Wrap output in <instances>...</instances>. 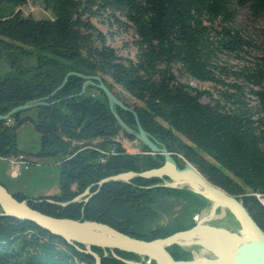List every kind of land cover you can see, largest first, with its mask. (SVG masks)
Wrapping results in <instances>:
<instances>
[{
    "label": "trees",
    "instance_id": "16d2710c",
    "mask_svg": "<svg viewBox=\"0 0 264 264\" xmlns=\"http://www.w3.org/2000/svg\"><path fill=\"white\" fill-rule=\"evenodd\" d=\"M27 1L0 0V47L7 53L24 44L47 54L40 55L35 71L0 77V115L49 96L69 72L99 75L131 108L116 106L127 124L135 127L137 115L143 129L170 152L239 196L264 231V204L257 197L264 199V42L255 44L237 26L243 11L255 21L264 18V0H42L50 18L25 15L21 7ZM93 19L133 30L136 59H125V63ZM250 48L260 54L252 66L228 69L219 63L222 54L240 55ZM24 52L29 53V48ZM106 76L138 103L130 105ZM223 77L232 81L225 82ZM184 79L212 83L217 97ZM84 80L71 75L45 104L35 108V117L24 110L10 118L11 124L0 119V155L24 152L17 132L30 121L40 134L36 156L61 160L58 194L30 197L19 192L14 194L16 199L28 200L29 206L53 217L102 222L144 240L186 229L182 224L151 228L155 207L165 195L205 203L185 189L148 188L161 182L159 178L109 182L87 202L67 206L52 202L71 201L90 186L97 191L96 184L107 176L159 166L151 155L136 156L122 148L103 162L95 149H71L74 140L109 139L123 132L100 89L102 98L87 91L78 95ZM204 95L211 102L204 103ZM168 250L176 260L190 258L177 245ZM93 251L102 264H127L110 249L93 247ZM114 252L142 261L135 253ZM0 264H96V260L32 221L0 214Z\"/></svg>",
    "mask_w": 264,
    "mask_h": 264
},
{
    "label": "water",
    "instance_id": "95a60500",
    "mask_svg": "<svg viewBox=\"0 0 264 264\" xmlns=\"http://www.w3.org/2000/svg\"><path fill=\"white\" fill-rule=\"evenodd\" d=\"M2 59L3 49L0 47V61ZM71 75H77L85 79L82 91L78 95H83L85 93L87 85H92L96 88H99L106 95L109 106L117 118L119 125L129 135L134 136L142 144L146 145L153 152L154 158H156L157 154L164 156V160L162 162L160 161L162 163L160 168L145 172L131 171L101 180L97 184L98 190L96 193L100 191L103 185L113 181H128L135 177H168L170 182H164L161 184L162 186L191 190L192 192L205 198L209 203L214 204L217 202L219 205L226 207L235 217L236 221L241 227L243 234L245 233V237L239 236L236 234V231L229 232L225 230L228 235L225 234L226 237L222 238V241L219 243L221 245H227L230 247L225 251L226 255L224 256L226 257L223 258L224 260L227 259L226 264H264V231L253 220L239 196L231 195L223 188L215 185L188 160L185 158H176L175 154L170 152L165 145L150 138L149 134L140 125L137 115L136 121L138 125V131H134L132 128L128 127L114 110V107L119 106L126 110L131 109L115 95V93L107 86L101 76L83 75L77 72H69L65 76L62 84L49 96L17 106L7 114L0 115V119L7 120L20 111L29 110L31 108L45 104L48 98L54 95L65 85ZM193 183H196L197 186H194ZM92 187L93 186L89 187L84 194L75 197L71 201L52 202L62 206H67L71 203L82 201L87 202L93 195L96 194L92 193L89 195V197L83 199V196L87 195ZM0 207L2 210L0 214L4 216H13L20 220L32 221L43 229L48 230L52 234L64 238L69 244L77 245L81 251L91 254L95 258L96 264H102V261L100 255L93 251V247L110 249L113 252L114 250H122L125 252L135 253L142 257H147L149 261H155L157 264H198L200 262L205 263L208 260L217 261V259H221V257H219L215 252L207 249V247L200 243L182 244L177 241L179 238L186 235H200L201 231H199V228L202 226L199 221L194 227L174 233L165 238L144 240L121 233L117 229L107 224L87 220L56 218L42 213L29 206L28 200L19 201L16 199L15 195L13 193L11 194L7 187L2 183H0ZM208 227L210 233L220 235L218 230L221 229V227H217L215 225H208ZM230 238H235L236 241L235 239L232 242H227L224 240H229ZM78 245H84L85 248L81 249ZM173 245H199L210 251L214 257H197L193 260H176L168 250V247ZM114 256L129 264H142L136 261L125 260L115 253ZM222 264H224V262Z\"/></svg>",
    "mask_w": 264,
    "mask_h": 264
},
{
    "label": "rangeland",
    "instance_id": "374dc122",
    "mask_svg": "<svg viewBox=\"0 0 264 264\" xmlns=\"http://www.w3.org/2000/svg\"><path fill=\"white\" fill-rule=\"evenodd\" d=\"M21 10L25 15L27 16L31 15L35 18L52 17L51 12L45 9L42 0H28L27 4L21 7ZM252 20L253 19L249 17L245 11H243L237 21V26L242 27L244 31L246 32V34L252 39V41L255 44L264 42V18H261L256 21L255 20L252 21ZM93 21L97 25V27L104 34L107 35L108 43L117 50L118 54L124 59L123 61L125 63H127L125 59H133V60L136 59L137 48L133 44V41L135 39L133 30L130 29L128 31H125L123 28L119 27L118 24L114 23V21H111L112 22L111 25L109 22L103 23L100 19H93ZM28 48H29V53H25L24 49L26 50ZM44 54H47V51L34 49L33 47H29L24 44H19L17 46V49H15L14 51L3 53V59L0 61V77L20 75L21 70H32V71L37 70V66L39 63L38 59L40 55L43 56ZM259 55L260 54L258 50H256L255 48H250L246 52L240 53V55L222 54L220 55L219 63L221 65L226 66L228 69L230 68L237 69L243 66H252L253 62L255 61V57ZM223 78L225 82L232 81L231 78H225V77ZM105 79L113 83L111 78L106 76ZM184 81L188 82L193 88H196L198 90L209 91L213 93L214 97H217V93L212 83L200 82L194 79H184ZM113 87H114L113 90L117 94H119L121 97H123L130 105H134L138 103V101L134 97H132L128 92L124 91L119 85L113 83ZM86 91L93 97H97V98L103 97L102 93L99 90H97L96 87L92 85H87L85 92ZM202 101L204 103H208V102H211V98L208 95H204L202 97ZM252 104H255V102L252 101ZM35 108L36 107L29 109L30 112L28 114L35 117L37 115V110ZM114 110L117 112L116 106L114 107ZM117 114L119 115L118 112ZM123 122L128 127L132 128L134 131H138V125L133 127L127 124L124 120ZM7 124H11L10 118L7 119ZM122 130L123 132L122 131L119 132L114 138L106 139V138L98 137L95 139L83 140V141L74 140L71 142V149H78V151L85 149V148L95 149L101 154L102 162H103V159L105 161L108 155L117 153V151H119L118 149L120 148H122L123 151L134 154L136 156H146V155L153 156V152L146 145L142 144L135 137L134 139L127 137L124 134V132L126 134L128 133L123 128ZM17 134H18L17 136L18 146L21 150H23L26 153L21 152V153L10 155V156L0 155L1 157L4 158V159H0V179L2 183H4V185L7 187V189L9 190L11 194L22 192L30 197H34V196L41 197V196H50V195L58 194L60 192V163H61V160L55 157H37L36 156V153L40 150V134L36 131L32 122L29 121V122L24 123L18 129ZM149 136L150 138L154 139L150 134ZM111 152H115V153H111ZM21 155H24L27 159H29L30 162H32V164L28 169L22 168L20 174L16 176L15 174L12 173L10 160L18 159V157H20ZM175 157L183 159V157L179 154H175ZM154 159L156 160L157 164H159V166L151 168V169H146L141 172L157 169L162 166L161 162L164 160L163 155L157 154L156 158ZM128 172H131V171L122 172V173H118L115 175H110L105 178L116 176V175L123 174V173H128ZM150 178H159V179H162V181L157 184L151 185L148 188L158 186V187H163V188L177 189V188H171V187L161 185L164 182H170V179L168 177H150ZM131 180L132 179L128 181H113V182H129ZM97 184H96V187L98 188ZM23 186H25V188L22 189ZM88 188H86L79 195L84 194ZM92 188L87 195L83 196V199H86L92 193H96V190L93 191ZM185 190L190 191L191 193L203 198L202 196L192 192L191 190H188V189H185ZM257 197L263 202L264 199H261L258 194H257ZM203 200L205 201V203L200 204V203H197V202L194 203L192 201L186 200L184 198H179L173 195L163 196L160 202L158 203V206L155 207V210L153 212V214L156 216L153 222L151 223V228L156 229L159 227H168V226H171V227L178 226L179 227L182 224L186 227V229L177 231V232H180V231L188 230L194 227L196 223L198 222V218L206 215L207 212H209L208 206L210 203L205 198H203ZM0 211L2 212L1 207H0ZM56 218H59V217H56ZM87 221H94V220H87ZM95 222H98V221H95ZM99 223H102V222H99ZM210 224L211 225L227 224L229 226H235L234 221L231 216H227V218H225L224 220H214ZM179 247L190 254V258L188 260H193L194 258H197V257H208V258L214 257L210 251H208L207 249L199 245L179 246ZM114 253L115 252H113V255ZM125 260L135 261V260H129V259H125ZM136 262H139L142 264H152V261H149L148 258L146 259L145 257H142V261H136Z\"/></svg>",
    "mask_w": 264,
    "mask_h": 264
},
{
    "label": "bare ground",
    "instance_id": "6f19581e",
    "mask_svg": "<svg viewBox=\"0 0 264 264\" xmlns=\"http://www.w3.org/2000/svg\"><path fill=\"white\" fill-rule=\"evenodd\" d=\"M194 186H197L196 183H193ZM209 212H207L206 215L201 216L200 218H198V221L200 222L201 228H199L200 235H186L184 237L179 238L177 241L182 243V244H194V243H200L203 246L207 247V249L212 250L213 252H215L219 257H221V259H217V261H211L208 260L205 263H198V264H222L224 262V264H226V260H224L223 258H225L226 255L225 251L227 250V248L229 249L230 247H228L227 245H221L219 242L222 241V238L226 237L225 234L226 231H236V234H238L239 236L245 237V233L243 234L241 227L239 225V223L236 221L235 217L232 215V213L224 206L219 205L217 202H215L214 204L210 203L209 206ZM208 210V209H206ZM227 216H231L235 226H229L227 224H222V225H215L217 227H221V229L218 230V233L221 235H216L214 233H210V230L208 225H211L210 223L214 220H224L225 218H227ZM225 223V222H224ZM237 226V227H236ZM226 230V231H225ZM215 231V230H212ZM228 235V234H227ZM235 238H230L229 240H226L227 242H232ZM236 241V239H235ZM222 261V262H221Z\"/></svg>",
    "mask_w": 264,
    "mask_h": 264
},
{
    "label": "built area",
    "instance_id": "2783aa9c",
    "mask_svg": "<svg viewBox=\"0 0 264 264\" xmlns=\"http://www.w3.org/2000/svg\"><path fill=\"white\" fill-rule=\"evenodd\" d=\"M111 153H115V152H111ZM0 159H4V158L0 156ZM10 164H11L12 173L18 176L22 168L28 169L31 166L32 162H30V160L27 159L24 155H21L20 157H18V159H11Z\"/></svg>",
    "mask_w": 264,
    "mask_h": 264
},
{
    "label": "crops",
    "instance_id": "0c3cea01",
    "mask_svg": "<svg viewBox=\"0 0 264 264\" xmlns=\"http://www.w3.org/2000/svg\"><path fill=\"white\" fill-rule=\"evenodd\" d=\"M0 180H1V179H0ZM23 188H25V186H23L22 189H23ZM34 197H36V196H34ZM38 197H40V196H38Z\"/></svg>",
    "mask_w": 264,
    "mask_h": 264
}]
</instances>
